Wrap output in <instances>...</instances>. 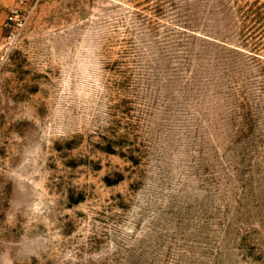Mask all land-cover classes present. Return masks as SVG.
I'll list each match as a JSON object with an SVG mask.
<instances>
[{
    "label": "rangeland",
    "instance_id": "374dc122",
    "mask_svg": "<svg viewBox=\"0 0 264 264\" xmlns=\"http://www.w3.org/2000/svg\"><path fill=\"white\" fill-rule=\"evenodd\" d=\"M0 44V264H264V0H28Z\"/></svg>",
    "mask_w": 264,
    "mask_h": 264
},
{
    "label": "crops",
    "instance_id": "0c3cea01",
    "mask_svg": "<svg viewBox=\"0 0 264 264\" xmlns=\"http://www.w3.org/2000/svg\"><path fill=\"white\" fill-rule=\"evenodd\" d=\"M16 0H0V44L5 33V25L9 11L15 6Z\"/></svg>",
    "mask_w": 264,
    "mask_h": 264
},
{
    "label": "built area",
    "instance_id": "2783aa9c",
    "mask_svg": "<svg viewBox=\"0 0 264 264\" xmlns=\"http://www.w3.org/2000/svg\"><path fill=\"white\" fill-rule=\"evenodd\" d=\"M27 1L28 0H16L15 6L9 11V16L5 25L6 27L13 26L16 28V25H19L18 22L21 20V11Z\"/></svg>",
    "mask_w": 264,
    "mask_h": 264
}]
</instances>
